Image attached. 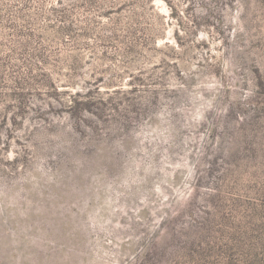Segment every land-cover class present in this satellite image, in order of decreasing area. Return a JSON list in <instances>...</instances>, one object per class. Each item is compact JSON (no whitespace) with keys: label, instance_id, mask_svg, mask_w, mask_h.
<instances>
[{"label":"rangeland","instance_id":"1","mask_svg":"<svg viewBox=\"0 0 264 264\" xmlns=\"http://www.w3.org/2000/svg\"><path fill=\"white\" fill-rule=\"evenodd\" d=\"M0 264H264V0H0Z\"/></svg>","mask_w":264,"mask_h":264}]
</instances>
